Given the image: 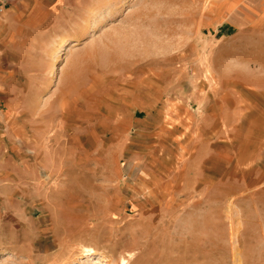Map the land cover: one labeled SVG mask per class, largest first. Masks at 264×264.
<instances>
[{
	"label": "rangeland",
	"instance_id": "obj_1",
	"mask_svg": "<svg viewBox=\"0 0 264 264\" xmlns=\"http://www.w3.org/2000/svg\"><path fill=\"white\" fill-rule=\"evenodd\" d=\"M4 3L0 264H264V0Z\"/></svg>",
	"mask_w": 264,
	"mask_h": 264
},
{
	"label": "crops",
	"instance_id": "obj_2",
	"mask_svg": "<svg viewBox=\"0 0 264 264\" xmlns=\"http://www.w3.org/2000/svg\"><path fill=\"white\" fill-rule=\"evenodd\" d=\"M0 15V96L13 95L8 88L9 80L14 79L13 56L20 48V38L27 27V11L22 7H5ZM7 113V112H5Z\"/></svg>",
	"mask_w": 264,
	"mask_h": 264
},
{
	"label": "bare ground",
	"instance_id": "obj_3",
	"mask_svg": "<svg viewBox=\"0 0 264 264\" xmlns=\"http://www.w3.org/2000/svg\"><path fill=\"white\" fill-rule=\"evenodd\" d=\"M95 1V0H94ZM97 1V0H96ZM46 161V160H45ZM43 161L42 163H40V166H41V170L43 171H48L49 170V165H48V162L49 161ZM7 165V163H6ZM9 165V164H8ZM14 167H13V170L12 173L18 175V174H21V171L19 170V168H16L15 166H18L16 163H13ZM24 165H25V162H24ZM12 166V165H11ZM11 166L9 168H11ZM4 167V166H3ZM2 167V168H3ZM7 167V166H5ZM23 167V166H22ZM4 169V168H3ZM2 169V170H3ZM6 169V168H5ZM10 169H9V172H11ZM47 176V175H46ZM44 179V178H43ZM46 179H49V177H46ZM12 205V204H11ZM10 205V206H11ZM89 249H87L88 251ZM90 251V250H89ZM131 253H128L126 252L125 254H120L118 256V258H114V257H110L109 261H108V264H129V257L131 256L130 255Z\"/></svg>",
	"mask_w": 264,
	"mask_h": 264
},
{
	"label": "built area",
	"instance_id": "obj_4",
	"mask_svg": "<svg viewBox=\"0 0 264 264\" xmlns=\"http://www.w3.org/2000/svg\"><path fill=\"white\" fill-rule=\"evenodd\" d=\"M2 12H3V3H2V1L0 0V15L2 14Z\"/></svg>",
	"mask_w": 264,
	"mask_h": 264
}]
</instances>
